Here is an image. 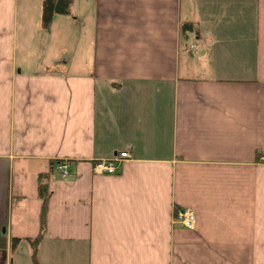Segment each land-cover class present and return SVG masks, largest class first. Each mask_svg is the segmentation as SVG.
<instances>
[{
  "label": "crops",
  "instance_id": "0c3cea01",
  "mask_svg": "<svg viewBox=\"0 0 264 264\" xmlns=\"http://www.w3.org/2000/svg\"><path fill=\"white\" fill-rule=\"evenodd\" d=\"M51 167L39 264H264V0H0V264Z\"/></svg>",
  "mask_w": 264,
  "mask_h": 264
},
{
  "label": "trees",
  "instance_id": "16d2710c",
  "mask_svg": "<svg viewBox=\"0 0 264 264\" xmlns=\"http://www.w3.org/2000/svg\"><path fill=\"white\" fill-rule=\"evenodd\" d=\"M72 0H42V23L48 25L52 17L55 14H66L69 12ZM193 30V23L189 20L183 21L180 26L181 34L184 38H187L189 33ZM113 86L119 85L116 81H111ZM67 160H54L51 162L52 167L64 164ZM49 171H42L36 175V195L40 200L38 223L39 231L34 237H25L31 246V259L33 264H39L37 260V247L39 241L42 239L45 233L46 226V212L48 199L52 193L51 190V177L52 168ZM22 240L21 237H12L10 242L11 250H15L19 242ZM5 238L0 236V247L5 246Z\"/></svg>",
  "mask_w": 264,
  "mask_h": 264
},
{
  "label": "built area",
  "instance_id": "2783aa9c",
  "mask_svg": "<svg viewBox=\"0 0 264 264\" xmlns=\"http://www.w3.org/2000/svg\"><path fill=\"white\" fill-rule=\"evenodd\" d=\"M196 47V44H191L189 46L190 50H195ZM128 158H130V154L128 152L120 151L116 153L112 159L97 162L94 165V171L95 173L104 176L115 175L119 171L120 164ZM66 168L67 162L57 165V169L62 175H65ZM173 221L181 226L188 228L192 227L195 222V211L188 207L178 209L174 212Z\"/></svg>",
  "mask_w": 264,
  "mask_h": 264
},
{
  "label": "rangeland",
  "instance_id": "374dc122",
  "mask_svg": "<svg viewBox=\"0 0 264 264\" xmlns=\"http://www.w3.org/2000/svg\"><path fill=\"white\" fill-rule=\"evenodd\" d=\"M37 2H40L41 4V0H37ZM82 2V0H72V4H71V9H72V13L75 12V10L78 9L79 3ZM74 15V14H73ZM36 178V177H35ZM36 190V186L34 187V191Z\"/></svg>",
  "mask_w": 264,
  "mask_h": 264
}]
</instances>
